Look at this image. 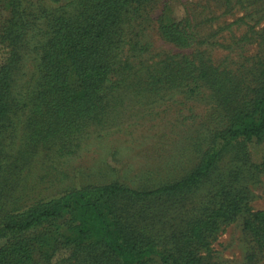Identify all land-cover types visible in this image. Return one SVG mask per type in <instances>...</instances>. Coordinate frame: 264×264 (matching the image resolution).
Wrapping results in <instances>:
<instances>
[{
    "label": "rangeland",
    "instance_id": "rangeland-1",
    "mask_svg": "<svg viewBox=\"0 0 264 264\" xmlns=\"http://www.w3.org/2000/svg\"><path fill=\"white\" fill-rule=\"evenodd\" d=\"M29 1L31 22L18 43L14 105L0 122V217L106 184L153 189L184 178L207 152L220 148L213 171L192 189L140 200L117 195L108 202L136 228L143 220L156 222L159 229L133 230L180 256L187 247H177L178 232L186 227L181 221L206 215L222 194L240 190L241 210L218 220L197 255L201 264H264V247L243 226L251 213L264 210V144H224L221 138L223 109L233 113L264 90V0H149L124 8L112 28L117 59L106 98L77 127L60 125L72 136L66 146L59 134L45 132L49 123L42 116L37 122L32 115L29 96L38 88L48 37L40 13L51 0ZM11 7V0H0V63L9 53L2 29ZM180 21L193 33L186 47L165 39L158 28ZM190 76L196 77L195 94L178 87ZM70 223L64 215L27 236ZM71 249L60 247L45 263L51 253L46 245L37 264H98L71 257Z\"/></svg>",
    "mask_w": 264,
    "mask_h": 264
},
{
    "label": "trees",
    "instance_id": "trees-1",
    "mask_svg": "<svg viewBox=\"0 0 264 264\" xmlns=\"http://www.w3.org/2000/svg\"><path fill=\"white\" fill-rule=\"evenodd\" d=\"M147 1L51 0L50 6L42 8L40 18L48 37L41 52L38 88L29 98L34 102V120L38 122L37 118L42 116L45 124L49 123L45 132L59 134L63 146L72 136L67 130L61 131L60 125L64 129L75 124L77 127L79 122L91 118L106 98L112 65L117 59L111 40L112 28L120 21L122 10ZM11 3L10 17L2 29L4 46L9 53L0 63V122L8 116L10 105H14L13 81L20 66L18 43L31 22L29 0H11ZM158 28L165 39L177 45L186 47L192 41L193 33L187 21L161 22ZM261 74L264 75V66ZM195 81L196 77L190 76L178 87L195 94ZM223 111L226 125L221 138L224 144L232 141L264 144V90L233 113L225 108ZM220 150L207 152L184 178L153 189L137 191L117 183L106 184L71 191L1 216L0 264H37L36 255L46 245H50L51 253L45 254V263L50 262L57 249L71 245V257L92 258L98 264H201L197 255L199 246H203L217 228L218 220L232 217L241 210L242 191L228 190L220 197L217 208L209 209L206 215L195 220L181 221L186 227L178 232L177 247H187L180 256L157 247L133 230L159 229L156 222L143 220L141 227L136 228L121 213L113 211L108 201L117 195L140 200L178 195L192 189L213 171ZM64 215H69L70 225L46 229L40 237L27 236L34 228L46 223L53 225ZM243 226L258 246L264 247V210L251 213Z\"/></svg>",
    "mask_w": 264,
    "mask_h": 264
}]
</instances>
